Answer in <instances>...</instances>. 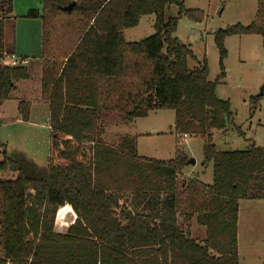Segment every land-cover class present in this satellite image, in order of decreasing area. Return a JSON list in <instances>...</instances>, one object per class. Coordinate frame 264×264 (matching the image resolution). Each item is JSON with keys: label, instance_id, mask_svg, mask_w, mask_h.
I'll list each match as a JSON object with an SVG mask.
<instances>
[{"label": "trees", "instance_id": "1", "mask_svg": "<svg viewBox=\"0 0 264 264\" xmlns=\"http://www.w3.org/2000/svg\"><path fill=\"white\" fill-rule=\"evenodd\" d=\"M171 5L178 13L166 20ZM150 15L154 34L128 43L124 31ZM181 17L201 23L205 14L183 0H42L41 16L27 13L41 21L47 164L8 155L0 142V173L15 174L0 181V264H239L238 206L264 201V148L217 150L213 133L227 129L231 109L216 87L225 77L226 38L264 41V0L249 25L214 33V82L205 59L189 68L195 56L173 37ZM14 20L12 0H0V102L29 79L26 68L8 64L14 48L6 30ZM260 98H250L251 112ZM158 111L173 112L176 137L203 140L211 184L180 180L189 164L179 148L164 161L139 156L134 137L103 140L112 115L129 124ZM17 113L28 122L30 104L19 102ZM192 222L204 228L202 241L181 229Z\"/></svg>", "mask_w": 264, "mask_h": 264}, {"label": "rangeland", "instance_id": "2", "mask_svg": "<svg viewBox=\"0 0 264 264\" xmlns=\"http://www.w3.org/2000/svg\"><path fill=\"white\" fill-rule=\"evenodd\" d=\"M257 4L258 0H183L185 9L202 10L205 14V19L201 23H193L181 17L173 34V37L187 46L196 58L195 61H188L189 68H197L205 59L209 72L208 80L214 82L220 73L218 51L213 42L214 33L237 24L249 25ZM177 13V7L167 6L165 19L175 18ZM153 22L152 15L142 17L136 28L124 32L125 40L128 43H136L151 37L154 34ZM10 23L9 21L8 24ZM6 32L9 36V26ZM14 33L19 43L31 41L35 35L31 25L20 19L14 24L12 36ZM224 47L227 52L223 64L225 78L217 85L216 95L218 99L230 103L231 118L224 132H215L213 144L219 151H243L250 145L264 148V42L257 36H232L225 39ZM31 65V69L27 68L29 81H19L7 103L0 102V104L11 105L15 100L31 99L37 109L34 108L32 114L33 119L30 123L32 125L20 123L21 125L17 127L1 126L0 142L6 145L8 155L23 154L39 167H45L48 151L47 116L44 110L40 109L39 104L37 105L40 92V64L32 60ZM260 94H262L260 101L251 112L249 100ZM173 120L172 111H158L147 119L140 120L137 131L150 135L136 139L137 154L141 157L165 161L174 157L175 148L178 146L177 148L184 153L188 161L195 162L194 165H188L180 180L194 177V173H199L203 169H206V174L210 173L212 176L211 164L202 166L201 163L203 140L197 135H187L186 139L184 136L176 137L174 128L170 129ZM129 131L133 133L129 124H124L116 115H112L105 122L103 140L115 144ZM34 153H37L36 156ZM14 175L10 172H2L0 181L13 179ZM239 215L242 220L238 242L239 264H263L264 201H241ZM181 229L192 238L204 239V228L196 226L194 222L188 229L182 226Z\"/></svg>", "mask_w": 264, "mask_h": 264}, {"label": "crops", "instance_id": "3", "mask_svg": "<svg viewBox=\"0 0 264 264\" xmlns=\"http://www.w3.org/2000/svg\"><path fill=\"white\" fill-rule=\"evenodd\" d=\"M31 10L36 11L38 16H41V14H42V0H12V16L15 17V20L13 21V25L19 19L21 21H25L26 23H28V25H31L32 30L35 31V35L32 37L31 41L27 40L26 43H19V42H17V36H15V33L12 36L13 29H10V34H9V36H7V34H6V39L5 40H6L7 45H11L12 44V46L14 48V55H13L14 58L27 60L28 63H27V65L24 68L31 69L32 60H36L37 63L40 64L39 66H40V73H41V60H40V57H41V21L39 20V18H35V19L26 18L27 13L29 11H31ZM23 19H25V20H23ZM123 35H124V33H123ZM245 37H254V36H245ZM228 38H230V37H228ZM26 39H30V38L26 37ZM21 44L23 46H21ZM29 78H30V76H29ZM24 81H29V79L24 80ZM39 85H40V81H39ZM39 89H40V87H39ZM24 100L25 101L15 100L14 103L11 104V105L0 104V127L4 126V125H7V126L8 125H12V126L14 125V127L20 126L21 124H23V125L25 124L27 126L32 125L30 123H32V121H31L33 119L32 118V114H34V111L36 109L35 106H34L35 103H33L31 99H24ZM7 101H8V99L3 101V103H7ZM37 101H38L37 105L39 104L38 106H40L41 110H44V114H45V116H47L46 124H47V131H48V134H49L48 107H47V104L44 101L41 100L40 92H39V99ZM19 102H28L30 104L29 120L26 123L21 121L20 116L17 113V105H18ZM155 113L156 112L149 113V115L146 118H144V119H147L149 116H151L152 114H155ZM140 120H143V119H135L133 122L129 123L131 129L133 130V133H131L129 131L128 133H126L128 136L134 137L135 139H137L139 137L143 138L145 136H149L150 135L148 133L138 132L137 131V129H138L137 125H138V122ZM173 128L174 127H173V124H172L170 126V129H173ZM155 134H159V133H155ZM214 135H215V132L213 133V137H214ZM181 136H178V137H181ZM187 137L188 136L184 137V139H186ZM177 140L178 139H176V143H178ZM46 141H44V142H46L48 144V140H46ZM177 147L175 148V150L177 149ZM36 154L37 153H34L35 156H36ZM202 160H203V156L201 158V163H202ZM205 174H206V169H203L199 173H194V175L196 176L197 179H199V181H201V182H203L205 184H211L212 176L210 175V173L206 174V175ZM239 208H240V202H239V206H238L237 242H239V229H240L241 223H242V220L240 219V215H239ZM202 240H203V238L200 239L199 241H202Z\"/></svg>", "mask_w": 264, "mask_h": 264}, {"label": "built area", "instance_id": "4", "mask_svg": "<svg viewBox=\"0 0 264 264\" xmlns=\"http://www.w3.org/2000/svg\"><path fill=\"white\" fill-rule=\"evenodd\" d=\"M27 63V60L14 58L13 56L8 61V64L11 67H25ZM184 137H186V135H184Z\"/></svg>", "mask_w": 264, "mask_h": 264}, {"label": "water", "instance_id": "5", "mask_svg": "<svg viewBox=\"0 0 264 264\" xmlns=\"http://www.w3.org/2000/svg\"><path fill=\"white\" fill-rule=\"evenodd\" d=\"M72 7H73V3H71L69 6H67V7H63L62 8V11H70L71 9H72ZM262 96V94H260L259 95V97H261ZM194 161L193 160H189L188 161V164H192V165H194Z\"/></svg>", "mask_w": 264, "mask_h": 264}]
</instances>
